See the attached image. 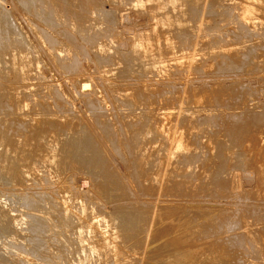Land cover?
Instances as JSON below:
<instances>
[{
	"label": "rangeland",
	"instance_id": "374dc122",
	"mask_svg": "<svg viewBox=\"0 0 264 264\" xmlns=\"http://www.w3.org/2000/svg\"><path fill=\"white\" fill-rule=\"evenodd\" d=\"M193 1L190 7L196 6ZM201 1L199 8L203 7ZM224 1L220 11L238 2ZM32 3L39 4L34 11L41 8V14L32 11ZM145 5L136 9L132 0H0V198H8L12 208L14 204L16 216L23 212L30 220L34 216L46 218L47 222L39 225L43 229L40 237H56L45 228L51 222L58 224L61 218V253L68 264L81 255L86 264L105 263L89 252L88 245L84 247L85 233L76 238L80 222H66L61 212H53L66 197L72 202L73 198L84 200L85 211L87 208L90 213L88 209L92 208L88 219L99 215L118 220L122 216L115 228L121 256L130 260L123 264H159L168 238L181 232L171 222L179 208V212L185 209L182 213L186 218L195 215L197 221L192 217L185 228L198 230L199 236L206 207L229 215L240 212L241 224L246 220L249 230L264 235V216L247 215L243 207L246 201L264 204L254 197L256 186L261 184L258 174L264 173V47L258 48L264 46V11H257L254 28L247 31L248 36L255 33L251 39L239 29L237 18L214 16L218 12L212 15L206 8L198 19L192 15L190 21L187 18L191 13L189 17L186 13L189 7L179 14L187 27L172 24L167 28L172 34L169 38L163 27L149 20L151 3ZM25 13L30 25L23 19ZM216 27L225 30L221 34L223 43L211 39ZM140 29L146 30L134 37L133 32ZM248 39L260 41L254 45ZM241 41L245 46L251 44L252 49L239 45ZM145 42L156 45L155 52L158 44L165 54L173 52L172 57L180 59L178 67L159 74L142 66L138 45ZM100 43L108 45L109 50L101 49ZM253 48H258L257 53ZM10 49L24 51L39 61V72L27 76L30 82L21 79L16 70L19 60L12 62ZM217 49L227 51L228 56ZM234 49L238 53H232L234 58L238 55L241 60H229ZM242 51L253 54L249 57ZM2 52H9L8 64ZM80 83L88 85L85 91ZM35 130L36 136L32 133ZM45 137L61 156H57L58 165L41 168L42 182L34 183L19 170L38 159L37 148ZM179 138L186 148L176 151L174 145ZM44 169L49 171L43 173ZM37 207L41 211H36ZM1 209L0 227H7V208ZM196 209L204 212L203 216L201 212L196 214ZM157 217L160 220L154 224ZM30 220L28 225H21L24 231L27 226L32 230L35 223ZM221 232L218 237L227 239L238 231ZM186 233L183 235L189 237V246L202 244L198 235ZM3 235L0 231L4 243L10 241ZM213 236L205 239L211 245L203 247L202 253L209 255L216 246L219 238ZM33 237L30 233V241H23L26 244L21 239L13 240L11 249L23 247L18 252L7 250L16 258L9 264H47L44 260L49 246H32ZM231 251L225 254L229 264L236 262Z\"/></svg>",
	"mask_w": 264,
	"mask_h": 264
},
{
	"label": "bare ground",
	"instance_id": "6f19581e",
	"mask_svg": "<svg viewBox=\"0 0 264 264\" xmlns=\"http://www.w3.org/2000/svg\"><path fill=\"white\" fill-rule=\"evenodd\" d=\"M190 1L191 0H132V5L137 9V7L138 8L146 7L147 5H145V4L151 3V7L148 10L149 12L147 13L148 17L150 18L149 20H155L157 22L156 24H159V26L163 27V29L166 32V35L170 36L169 38H171L172 34L170 33L169 30H167V28H169L172 24L177 25V26L182 27V28L186 25V20L182 19V17L180 18L179 14H180V12H182L184 14L187 11V8L190 7L189 6ZM199 1H201V0H194L193 1L194 3L197 2V4H196V6L193 5L195 7H193L191 5V7L189 8V11L186 12L187 16L189 14L188 12L191 13V15L189 14L190 17L188 16L189 18H187V19H190V21H191V18H194V17H192V15H196L195 17H197V15L199 16V14L203 11V9L209 8V12H211L212 15H213L212 12H215V11L218 12V13L214 14V16L215 15L218 17L222 16V17H225L226 19H231V20L233 18L236 20V18H237V20L239 21L238 26H240V28L239 27L238 28L241 29V31L246 32L245 37L248 36L247 31L249 29L254 28L253 27L254 23H255L254 17L256 15L257 11H260V10L262 12L264 11V0H238V2H235L236 4L234 3L231 7H229L228 10L223 9L221 11L219 10V8H221V6H223L221 4H223L225 2L224 0H208L207 3H205L203 0V7L202 8L198 7ZM233 2H234V0H233ZM37 5H39V4L38 3H32L30 5L33 12H35L34 9ZM224 5L227 6L226 3ZM199 6L201 7V4H199ZM40 9L41 8H39L37 10V12H35L37 15L41 14ZM174 13H176V14L174 15ZM260 13L261 12H259V14ZM257 15H258V13H257ZM183 18H185V17L183 16ZM23 19L25 20V22L27 24L31 22L29 15L26 13L23 15ZM195 19H198V17ZM222 19H224V18H222ZM256 20H258V19H256ZM219 22H220V20H219ZM221 22H223V21H221ZM227 22H229V21H227ZM196 23H195V25H196ZM188 24H189V22H188ZM229 24H230V22H229ZM257 24H258V22H257ZM261 24H263V23H261ZM28 25H30V24H28ZM225 25L226 24H224V27H225ZM185 27H187V26H185ZM196 27H197V25H196ZM258 27L260 28L259 24H258ZM222 28H223V26H222ZM144 30H146V29H144ZM144 30L140 29L136 32H133V36L135 37L136 34H139L140 32H143ZM195 30H193L194 33H195ZM222 31L225 32V30L221 29V27L219 29H218V27H216L215 28V34H213V37L211 39H214L218 43L222 42L224 40L223 37H221L222 36L221 34H224ZM262 31H264V30H262ZM194 33L191 32V34H194ZM262 33L260 34V36L262 35ZM226 34H227V31H226ZM241 34H242V32H241ZM251 34H252V32H251ZM251 34L249 36H251ZM254 34H252V36ZM256 34H257V32H256ZM227 35H228V37H230L229 32ZM258 35L259 34H257L256 36H258ZM252 36H251V39H254V38H252ZM193 37H194V35H193ZM241 37L243 38L244 35ZM241 37H240V39H242ZM245 37H244V39L247 38V37L246 38ZM234 38H236V37H234ZM256 38H258V37H256ZM182 39H183L182 41H184L186 39V37H183ZM237 39L239 40V38H237ZM251 39H248V40H250V42H248V43H253L256 40H258L259 38L255 39V41H253V42H251ZM168 40L171 42L170 39H168ZM262 40H264V39H262ZM211 41H213V40H211ZM245 41L246 40H244V43H246ZM258 41H260V40H258ZM242 42L243 41H241V43ZM218 43H216V44H218ZM259 43H261V42H259ZM262 43H263V41H262ZM253 44L255 45L257 43H253ZM239 45L245 46L243 43L239 44ZM239 45L237 47H239ZM249 45H251V44H249ZM100 46H101L100 47L101 49L109 50V46L107 45L105 47L104 43H100ZM211 46H213V45H211ZM138 47L141 50V53H142L141 57L143 58L141 61V65L144 66L145 68L153 70V72L155 71L156 73H159V74L163 73V72H167L169 69L174 68V66H176L180 62L179 58L174 59L172 57L174 54L173 52L172 53L169 52V53L165 54L164 52L160 51L159 50V44H158V51L157 52H155L156 51V45L152 44V42L141 43L138 45ZM255 47H258V46H255ZM261 47L263 48L264 46H261V44H260V46L258 48L260 49ZM168 48L173 49L171 46H169ZM250 48L252 49V47H250ZM258 48H256V49H258ZM241 49L242 48H240V50H238L237 52L239 53V51H241ZM253 49H255V48H253ZM256 49H255V52H256ZM263 49H261V51ZM218 50L219 49H217V51ZM224 50H225V48H224ZM224 50H223L224 53L221 52L222 50L220 51L221 54L228 56L227 51H230V50L229 49H227V51H224ZM10 51H11V56H12L11 58L13 59L12 62L19 60V62L16 65V70L17 71L19 70L18 71L19 74L21 73V75H22L21 79L22 80H27V79L30 80V78H28L27 76H30V75H33V74L39 72L40 64H39V61L37 59L32 60L26 52L20 51L19 49H10ZM244 51H242L243 54L249 55V53H250L251 56L253 54L251 52L245 53ZM246 51H251V50L247 49ZM214 52H212V54ZM233 52H236V49L231 50V53L230 52L229 53L232 54ZM8 53L9 52H2L3 57L6 59V64H8V62H7V56H8L7 54ZM221 54H218V55L221 56ZM233 54H235V53H233ZM233 54H232L233 57H231V55H230V58H229V60L231 59L230 61H232V60L234 61V59L238 58V55H237V57L235 56V58H234ZM218 55H217V57L216 56H214V57L218 58L219 57ZM239 55L241 56V52ZM246 55H244V56H246ZM262 55L263 54H261V57H262ZM226 56H225V58H226ZM249 57H250V55H249ZM253 57H256V55ZM232 58H234V59H232ZM241 58L243 60V57H241ZM238 59L241 60L240 57ZM238 61H236V63H234V65L235 64L237 65ZM226 63H227V61H226ZM231 64H233V63H231ZM13 65H14V63H13ZM176 67H178V65ZM170 72H172V70ZM29 80H27V81H29ZM27 81H24V82L27 83ZM27 84H29V83H27ZM80 84H82V83H80ZM24 85H26V84H24ZM32 85H34V84H32ZM24 87H27V85ZM87 87H88V85H86L84 83V84H82L81 88L83 89V91H85ZM26 89H28V87ZM21 115L22 114H20V116ZM37 121H39V120H37ZM36 131L37 130H35V132L32 131V133L35 134V136L37 134ZM174 147H175V150L186 148V146L182 143V138H179L176 141ZM37 149H38V151L36 150L37 151L36 157L38 159H35V160L31 159L32 161H31L30 166L28 168H22L19 170L22 176H24L28 180L33 179L34 183H37L38 181L40 182L43 179V176H41L43 174H40L41 168L45 167L46 165H49V166L52 164L58 165L57 163L59 160L57 161V159H58L57 156H61V155H57L58 154V152L56 153L57 148H55L54 143L52 141H50L49 139L47 140V137L42 139V142H40V145L38 146ZM6 160L7 159H5V161ZM3 162H4V159H3ZM1 163H2V160H0V164ZM6 163H7V161H6ZM4 164H3V166H5V168L7 167L6 169H8V165H4ZM10 165H12V164H10ZM46 167H45V169H46ZM45 169L42 170V172L47 171ZM5 170L3 169V171H5ZM8 170H7V172H8ZM51 170H50V172H51ZM10 171H11V169H10ZM47 172L45 174H48ZM4 175H7V173ZM259 176H260L261 184H260V186L259 185L256 186L257 193L255 194L254 197L258 198V200L261 199V201L262 200L264 201V173L259 172L258 177ZM45 177H46V175H45ZM44 180H45V178H44ZM238 197L243 198L242 195H235V198H238ZM7 199L8 198H6V200ZM73 199L78 200L77 203L79 206L75 203V200H74V202H72L70 197H68V198L66 197V199L63 200L64 204H62V205L58 204V205H60V207H57L58 205L56 206L55 209L58 208L59 210L54 209L53 212L56 214L61 212L63 214L62 218L66 222L76 221L77 223H79V222L81 223V226H79L75 232V236L76 235L78 236L82 233L86 234L87 237H84V236L82 237L84 239L85 238L88 239V240L85 239L87 244L85 243L86 245L84 247H86L88 245L87 247H89V252L93 256H95L99 262L103 260V262L105 264H107V263L108 264H123L126 261L130 262V260H127L125 256H124V258H122V256H121L122 251L120 250V248L117 246V243H116V240L118 239V233L116 232L115 222L120 220V217L122 218V216H120L118 218V220H116L117 218L114 216L104 217V216H99V215L98 216H92V218L88 219V217L92 214V211H91L92 208H91V210L88 209V211H90V213H89V212H87V208L85 211L86 205L85 204L83 205L84 200H82L81 198H73ZM6 200H2L0 198V207L4 208V209L7 208L6 210H7L9 215L7 213H5V216H6L5 218H7L6 220L8 221V223H7L8 225H7V227H0V231H1L2 235L4 234L3 236H5V235L8 236V238H6V240L10 239V241L8 240L9 242L5 241L6 243H4L3 242L4 239H1L2 237L0 236L1 237L0 239L2 240V242H0V249H1L0 250V256L4 255V257H5L4 260L0 257V264H9L10 261L16 260V258L13 257L12 254L10 255V253L12 251L8 254L7 250L8 249L13 250L15 248V247H13V249H11L12 248L11 246L13 245L12 243L14 242L13 241L14 239H15V241L18 240L17 242H19L20 239L22 240V242L23 241L28 242L27 239H28V237L30 239V233L34 234L33 240H31L32 242H30L32 244V246L43 247V248L49 246V249L46 251L47 256H45L46 258L44 260L47 264L48 263H50V264H68V263H70V262H68V258H65V256L61 253L62 246L64 247L63 239L61 238L62 231H60V230H62L61 218L59 219L60 222H58V224L60 226L57 223L51 222L50 226L45 228V231L48 234H51V233L57 234L56 237H50V238L40 237V235L43 232V229L39 228V225H43L45 222H47V221H45L46 218L41 219V218H38L37 216H34L30 220V218L25 216L23 212H22L23 215L19 214V216L21 217L20 218L19 216L15 215V213L17 211L15 212L13 209V208H15L14 204H13V208H12L11 207L12 205H10V203H8L9 201L7 200L8 201L7 202ZM242 203H244V201ZM76 205L79 208L76 207ZM42 206H44V205H42ZM46 206L48 207V205H46ZM193 206H195V205H193ZM39 207H40V205H39ZM39 207H37L36 211L41 209V208L38 209ZM69 207L71 209H69ZM186 207H189V206H186ZM243 207H246L244 210H245V214H247V215H256V216H259L260 218H263V216H264V204H261V202H260V204H258V203L256 204V201H254V202L253 201H250V202L246 201L245 204L243 205ZM44 209H46V207ZM187 209L188 208H186V210ZM193 209H194V207H193ZM6 210H5V212H6ZM48 210H49V208H48ZM42 211H43V213H45L44 210H42ZM74 211L78 212V214L73 215ZM179 211H180V208L176 211V217H175V219H171V222L174 223L175 228L179 227V230L181 232H179L178 237L173 236V237L168 238L167 242L165 243L167 250L164 251L162 256H160V258L158 259L159 264H188V263H191V264H209V263H211V264H229V263H226L227 259L225 256L226 252L229 253V250H232L231 252H232V254H234L232 256H233V258H235V261H236V262H234V260L231 261V262H233L232 264H234V263L235 264H264V235L258 234L254 231L249 230V224H247L246 220H245L244 224H241L240 221L243 218H240V216H239L240 212H233L231 215H229V213L227 211L220 210L218 208L217 209H211V207H208V208L206 207V209H205L206 214L204 212L200 211L201 214L204 213L206 218L205 219L201 218L202 221L203 220L204 221L203 222L201 221L203 224L201 223V226H199L200 228L203 229L202 231L200 230L201 232L199 231L200 232V236H199L198 232H197L198 230H193L192 228H188V229L185 228V226L192 220L191 219L192 217H193V221L195 222V220H196V219H194L195 215L192 217L190 216L191 218H186L185 214L183 215V213H182V211H185V209L182 210L181 212H179ZM187 212L189 213V211H187ZM191 212H194V211L192 210ZM197 212H196V214L199 215L200 214L199 210H197ZM39 214H41V213H39ZM48 214L49 213H47V215ZM17 215H18V212H17ZM87 215H89V216H87ZM38 216L41 217L40 215H38ZM202 216H203V214H202ZM128 217H129V215H128ZM5 218H4V220H5ZM75 218H76V220H75ZM29 220L35 224L33 225L31 231H30L29 226H27L28 231L26 229L24 231V228H22V227L26 226V224L28 225ZM159 220L160 219L157 217L156 220L154 221V224H158ZM198 220H199V218H198ZM198 223L200 224L199 221H198ZM21 225H22V227H21ZM69 226L70 225L67 224V227H69ZM219 228L221 230H225V231L228 230V231H238V232H236L235 235L228 237L227 239H223V238L221 239L219 237H220L222 232ZM219 230L221 233L219 232ZM23 231H24V233L21 235V232H23ZM163 231L167 232V230H165V229H163ZM186 232H190L192 235L193 234H196V236L198 235L197 238L198 239L200 238L199 240L202 241L201 242L202 244L198 247L197 246H195V247L189 246L186 243V241L188 240L187 238H189V237L185 236V235H187ZM85 234H83V235H85ZM183 234H185V235H183ZM213 234H215V236H217L216 239L219 238V240H217V242H216V246L214 247V249L211 248L212 250H210L209 255L202 253V251L204 249L203 247L207 246L210 243V242L208 243L209 240L206 241L205 239H209V237L210 238L214 237ZM77 236H76V238H77ZM78 239L81 240V236H79ZM78 239H77V242H79ZM23 243H20V244L23 245ZM24 244H26V243H24ZM31 244H29V245L31 246ZM14 245H15V242H14ZM210 245H211V243H210ZM24 246H26V245H24ZM27 246H28V244H27ZM227 246L230 247V249H227ZM21 247H23V246L20 245V248ZM20 248H18V250L14 249L16 251H14V250L13 251L18 252V251H20L19 250ZM24 248H26V247H24ZM28 248H29V246H28ZM205 248H207V247H205ZM91 254H90V256H91ZM229 255H231V254H229ZM90 256H89V258H93ZM81 258H82V255L80 258L76 256V259L71 260V263H73V264H86L85 263L86 261L81 259ZM21 261L22 260L20 258H18V262H21ZM130 264H132V262Z\"/></svg>",
	"mask_w": 264,
	"mask_h": 264
}]
</instances>
